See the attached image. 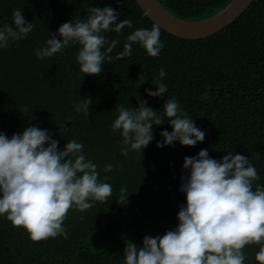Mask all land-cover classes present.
Wrapping results in <instances>:
<instances>
[{
	"label": "trees",
	"instance_id": "trees-1",
	"mask_svg": "<svg viewBox=\"0 0 264 264\" xmlns=\"http://www.w3.org/2000/svg\"><path fill=\"white\" fill-rule=\"evenodd\" d=\"M232 1L158 0L169 13L190 22L213 17ZM91 6L113 8L119 14L117 22L132 21V28L122 33H102L120 41L117 51L123 50L128 34L151 30L155 24L136 0H0V28L12 24L16 9L35 24L26 39L0 48V132L10 139L36 126L49 131L61 151L75 139L84 145L87 158L99 165L100 181L113 188L107 202L90 201L93 207L84 212L69 210L63 224L66 238L34 242L6 214L0 216V264H125L126 245L142 247L145 236H163L177 226L180 206L186 204L179 191L181 176L186 175L184 158L201 149L218 161L231 150L248 157L260 177L254 188L264 186V0H253L233 24L204 39L184 40L160 28L164 47L158 57L134 44L130 57L113 56L111 64L105 60L98 76L80 71L79 44L49 58L36 57L50 34L63 23L86 20ZM161 68L168 92L162 98L149 97L145 90H156L152 81L159 79ZM168 97H175L205 132L204 141L193 147L176 141L158 148L160 133L172 131L166 118L162 125H153L154 138L142 153L130 150L122 155L121 131L112 128L118 118L115 106L135 109L146 100L147 107L162 114ZM83 98L91 100L89 115L76 110ZM21 107L26 110L21 112ZM107 164L113 165L111 172L104 171ZM122 188L129 194L123 205L117 202ZM258 250V245L245 246V264H258Z\"/></svg>",
	"mask_w": 264,
	"mask_h": 264
},
{
	"label": "clouds",
	"instance_id": "clouds-1",
	"mask_svg": "<svg viewBox=\"0 0 264 264\" xmlns=\"http://www.w3.org/2000/svg\"><path fill=\"white\" fill-rule=\"evenodd\" d=\"M87 11L86 20L63 23L57 33L50 34L47 46L37 49L36 57L49 58L71 44H79L80 71L98 76L105 60L111 64L113 56L117 60L130 57L134 44L150 57H158L164 47L160 26L153 24L151 30L140 28L128 34L123 50L117 51L120 41L109 40L102 33H122L132 28V21L117 22L119 14L111 7L91 6ZM12 15L14 27L5 24L0 28V48L26 39L35 28V24L26 22L22 10L16 9ZM165 75L161 68L159 79L152 81L156 90L146 89L147 96L162 98L168 92L161 82ZM139 78L147 80L141 74ZM147 103L140 100L135 109L115 106L118 118L112 128L121 131L122 155L128 156L130 150L142 153L154 138L153 125H162L166 118L172 131L160 133L163 139L157 142L158 148L176 141L193 147L204 141L205 132L175 97L164 101L162 114ZM90 104V99L83 98L77 112L89 115ZM58 146L59 141L52 139L49 131L36 126H28L10 139L0 132V216L6 214L12 225L25 229L34 242L61 235L66 238L63 224L69 210L84 212L93 207L90 201L107 202L113 194L112 185L100 181L99 165L87 158L82 143L68 140L62 151ZM182 168L186 175L181 176L179 191L184 193L186 204L180 206L177 226L163 236H145L142 247L134 242L126 245L125 264H245L244 248L248 245L259 246L254 259L264 264V186L256 184L254 188V182L260 179L255 165L232 150L218 161L207 149H201L196 156H186ZM112 169V164L104 167L105 172ZM128 196L127 189L122 188L117 202L125 204Z\"/></svg>",
	"mask_w": 264,
	"mask_h": 264
},
{
	"label": "water",
	"instance_id": "water-1",
	"mask_svg": "<svg viewBox=\"0 0 264 264\" xmlns=\"http://www.w3.org/2000/svg\"><path fill=\"white\" fill-rule=\"evenodd\" d=\"M144 13L163 30L184 40H200L212 36L240 18L253 0H233L229 6L205 20L185 21L169 13L158 0H136Z\"/></svg>",
	"mask_w": 264,
	"mask_h": 264
}]
</instances>
